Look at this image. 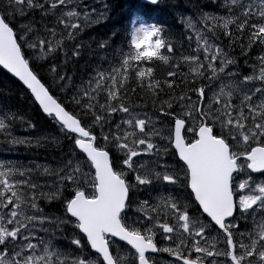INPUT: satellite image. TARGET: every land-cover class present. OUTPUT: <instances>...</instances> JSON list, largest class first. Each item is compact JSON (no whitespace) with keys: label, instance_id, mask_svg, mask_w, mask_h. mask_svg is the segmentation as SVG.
I'll list each match as a JSON object with an SVG mask.
<instances>
[{"label":"snow or ice","instance_id":"6c2138e0","mask_svg":"<svg viewBox=\"0 0 264 264\" xmlns=\"http://www.w3.org/2000/svg\"><path fill=\"white\" fill-rule=\"evenodd\" d=\"M210 2L187 15L172 0L176 37L137 13L93 48L77 39L107 19L84 0H0V97L49 125L17 136L37 125L0 102V143L60 152L56 167L0 160V264H264V0ZM69 43L74 59L103 53L87 79L69 74ZM232 45L258 48L249 74Z\"/></svg>","mask_w":264,"mask_h":264},{"label":"trees","instance_id":"16d2710c","mask_svg":"<svg viewBox=\"0 0 264 264\" xmlns=\"http://www.w3.org/2000/svg\"><path fill=\"white\" fill-rule=\"evenodd\" d=\"M118 0H115V2H117ZM134 2H138L136 0H133ZM172 1V0H171ZM175 1H180V2H187L188 0H175ZM113 3V11H114V7L116 4ZM205 4L207 5V11H216V7H214L213 4H211L210 0H206L205 1ZM31 14L30 13V17H31ZM36 16L37 19H39V15L38 13H35L34 14ZM90 28V27H89ZM87 28L86 31L89 29ZM101 29L103 31V36L101 37H106L107 35L110 34V32L113 30V29H119L121 28L120 26H117L115 24H112V23H102L101 24ZM91 29H94V31L92 32V36L88 39V41H86L85 43L87 44H91L92 40L93 39H96L94 36H95V25L91 27ZM94 33V34H93ZM83 41L84 38L81 37H78L77 39V42H80V41ZM117 41H118V38H117ZM91 46L94 48L95 45L94 44H91ZM66 47L68 48V59H69V67H68V71H69V74H73V72L75 73V77L77 80L81 79V78H87L88 75L90 74L89 73V70L92 71L93 67H95L96 65H92L90 63H84V59H83V55H81V57L79 59H74L72 57V48H73V45L70 46V45H66ZM185 53L188 52V48H186L184 50ZM96 55H102L101 53H96ZM63 56L62 54L61 55H58L57 56V60H60L62 59ZM155 69H156V76L158 78H163L167 71H169V67L168 65L166 64H162V63H156L154 65ZM182 72L184 73H187L188 72V68L187 67H183L182 69ZM86 76V77H84ZM135 86V85H133ZM141 97H143V99H141ZM12 100L14 102H17L19 103V105H21V110H23V101L24 99H17L16 95H13L12 97ZM132 100L133 102L135 103H138V104H141V103H144V102H147L148 104H151V98L143 91L141 90H137V92L132 96ZM32 108L30 107H27L24 109V112H28V111H31ZM148 112H153V107L151 106H148V108L146 109ZM42 113L37 111L35 113H29V116L33 117L35 120H37V126L39 127L40 125H44L43 123V117H41ZM40 124V125H39ZM60 156V152L58 150H56L54 148L53 145H51L50 147H48V150L47 152L40 157V160H42L43 162L45 161H49L51 164H54V167H56V163L55 161L59 158Z\"/></svg>","mask_w":264,"mask_h":264},{"label":"bare ground","instance_id":"6f19581e","mask_svg":"<svg viewBox=\"0 0 264 264\" xmlns=\"http://www.w3.org/2000/svg\"><path fill=\"white\" fill-rule=\"evenodd\" d=\"M113 3H114V0H105V5H106V7H108V9L106 8V13H105V17H107L108 16V14L110 13V11L111 10H113ZM110 9V10H109ZM38 15H39V13H38ZM104 17V18H105ZM103 20V19H102ZM102 24V23H101ZM128 25H129V23H128ZM127 25V26H128ZM126 26V27H127ZM102 29V28H101ZM103 30V29H102ZM101 30V34L100 35H95L94 37L95 38H100L101 36H103V31ZM94 31V29H91V27L87 30V31H85L83 34H82V38H84V40H83V42H86V41H88V39L92 36L91 34H92V32ZM94 34V33H93ZM119 38V37H118ZM87 44V43H86ZM194 47V46H193ZM188 53V52H187ZM102 54V53H101ZM244 72H248V71H250V70H243ZM84 77H86V76H84ZM153 112H149V114H152ZM37 152L38 151H40V149H35ZM22 155H24L23 153L20 155V162H21V164H24V162L21 160V156ZM36 163H39V164H48V165H50V166H52V167H54V164H51L48 160L47 161H45V162H43L42 160H38V162H36ZM36 176H39V174H36L35 176H34V178H36V179H40V178H42V177H36ZM52 184L54 183V180L53 179H50V178H47ZM44 191H50L51 189H49L48 187H45L44 189H43ZM41 204H42V207H44L45 208V212H47L48 210H50V209H52V208H54L56 205H57V203L56 202H52L51 204H49V205H47V206H45V202H41Z\"/></svg>","mask_w":264,"mask_h":264},{"label":"rangeland","instance_id":"374dc122","mask_svg":"<svg viewBox=\"0 0 264 264\" xmlns=\"http://www.w3.org/2000/svg\"><path fill=\"white\" fill-rule=\"evenodd\" d=\"M103 2H104V4H105V0H103ZM203 6H204V4H203ZM94 8H96L97 10H99V11H102L103 12V14H104V17H105V13H106V10H104V9H106V8H104V9H102V8H100V7H94ZM206 11V10H205ZM86 31V30H85ZM83 37V36H82ZM120 40V38H118V41ZM102 55H103V53H102ZM107 65H105V67H106ZM240 71L241 72H243L245 75H247V74H249L250 73V71H248V72H244L241 68H240ZM84 79H87V78H84ZM40 149V148H39ZM21 160L23 161V162H25V156L24 155H22L21 156ZM37 178L39 177V176H36ZM50 179H52V178H50ZM41 206H42V204H41ZM167 254V253H166ZM167 262V261H166Z\"/></svg>","mask_w":264,"mask_h":264}]
</instances>
